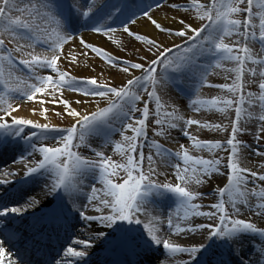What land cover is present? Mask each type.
I'll return each mask as SVG.
<instances>
[{
	"label": "snow or ice",
	"instance_id": "1",
	"mask_svg": "<svg viewBox=\"0 0 264 264\" xmlns=\"http://www.w3.org/2000/svg\"><path fill=\"white\" fill-rule=\"evenodd\" d=\"M253 3L191 0L185 7L170 0H0V145L22 149L13 160L24 165L23 177L17 182L32 183L19 194L22 204L0 207V264H87L94 239L102 240L114 257L108 264H264V227H258L251 218H242L247 212L264 220V186L255 184L257 180L264 182V150L251 149L241 139L252 135L257 144L264 142V0H258L260 11L255 14ZM166 8L195 10L196 18L207 23L193 27L179 19V26L173 29L167 23V12L164 22L152 15L154 10ZM141 18L150 22L156 36L132 31L131 26ZM171 22L177 23L176 18ZM116 23L120 29L113 27ZM81 28L105 35L122 31L146 45L143 52L147 54L137 52L141 62L119 59L80 36L83 49L125 75L117 86L97 77L77 78L62 69L60 62L77 61L73 50L65 48L75 42ZM257 29L262 55H254L247 43L257 40ZM165 33L182 38V43L174 45L175 51L156 38ZM233 35L245 43H225V37ZM37 48L44 52L38 53ZM226 61L235 66L224 68ZM249 62L254 67L246 69ZM213 68L223 69L225 80L231 74V83L219 85L228 98L190 99L189 106L196 113L216 109L229 120L227 125L185 118L175 101L168 102L170 87L190 80L198 88L206 83ZM43 71L49 74L42 75ZM252 86L258 90H250ZM65 91L77 94L76 98L65 97ZM37 94L42 98L31 109L32 114L48 121L50 109L45 104L62 105V111L55 115L66 116L67 126L14 114L25 102L35 101ZM18 98L20 102L14 104ZM93 104L94 110L84 107ZM193 125L227 133L226 138L197 139L189 131ZM173 130H179L195 151H207L210 158L190 155L184 144L173 151L156 139L169 140ZM117 134L120 139L114 140ZM146 145L147 157L143 151ZM109 146L123 162L106 154ZM250 149L262 161L260 172L243 166ZM161 167L173 169L174 182ZM3 175L14 177L18 173ZM213 178L223 186L214 189L215 202L205 211L202 203L195 202L203 199L202 193L191 190L190 185H204ZM11 183L0 180V186ZM249 183L255 186L249 189ZM171 197H175L176 207L169 211L165 228L163 213L151 205L158 198ZM253 197L257 201L254 206L250 203ZM44 200L50 206L45 207ZM29 209L33 211L29 213ZM10 213L13 219L19 217L20 223L5 230L2 218ZM198 217L208 222L193 219ZM52 225H80L87 238L72 244L81 249L69 246L62 255H47L45 239ZM139 225H143L142 230L134 227ZM188 235L201 239L181 244L170 238ZM252 237L258 240L253 242ZM17 240L25 243L27 257L6 250V243Z\"/></svg>",
	"mask_w": 264,
	"mask_h": 264
},
{
	"label": "rangeland",
	"instance_id": "2",
	"mask_svg": "<svg viewBox=\"0 0 264 264\" xmlns=\"http://www.w3.org/2000/svg\"><path fill=\"white\" fill-rule=\"evenodd\" d=\"M170 2L179 3L181 5H184L185 7H187V5L191 3V1L186 2L184 0H170ZM200 2L207 4V3H210V0H200ZM257 3H258V0H254V3H253V13L254 14L258 13L260 11V9L257 7ZM155 11L156 10H154L152 12L153 17L155 16ZM165 11L168 12V17H170V20L172 17L176 18L177 23H174V24H176L177 26H179L178 25L179 19H185L187 22L191 23L193 25V27H199L201 25V23H207V21L201 22V21H199L198 18H196L195 10H189L186 12L183 9L176 10V9L166 8ZM156 14H159V13H156ZM246 15L247 14L245 13L244 16H246ZM236 18L243 19L244 17L242 16V17H236ZM142 19H145V18H142ZM254 20L258 24V22H259L258 17L254 16ZM145 23L150 24V22H148L147 20ZM133 26L134 25L131 26L132 31L140 33L137 30V28H133ZM113 27L120 29L119 23L113 24ZM94 35L101 37L104 45L103 44L99 45V44H94V43H92V44L97 45V46H102V48L105 51H108L110 54L114 55L115 57H117L119 59H129V60H132L133 62H141L138 60L137 52H139L140 54H145V55L147 54V53L143 52V50L147 47L146 45H144L140 41H136L134 39L127 37V35L123 34L122 31L118 30L114 34L109 33V34L105 35L104 33H97ZM82 37L84 40H86V42L89 41L88 37H84L83 35H82ZM158 37H159L158 40L164 41L168 46H171L173 43L177 44V43L183 42L182 38H178V37H174V36L169 37L167 35V33L160 35ZM128 39L131 41L132 44L127 42ZM179 40H181V41L178 42ZM237 40L240 41L241 45H243L245 43V41L243 40L242 37H237L235 35H233L231 37H225V43H228L229 45H233L234 42ZM74 43L79 45L81 47V49H83V46L80 45V43H79V38L76 39ZM247 43H248V46L252 49L254 55H262L260 53L261 45H260L259 40H258V29H257V40L253 41V40L249 39V41ZM174 45H172L171 47H173V49L175 51ZM38 49L44 50L43 48H38ZM83 50L85 51L84 53H86V54H84V55L80 54L78 60L73 64H70V63L66 64L65 60H62L60 62L62 69L69 70L70 74L76 76L77 78L97 77L101 82H105V81L111 82L113 84V86H117L121 83V80L123 79L125 74L119 72L118 68L111 67L110 64L103 61L101 58L95 56V54L92 53L90 50H86V49H83ZM38 53H41V52H38ZM92 60H96L99 63H101L104 67H106L107 69H111L113 72L118 73V77H114V76H112V74H106L104 72V70L102 68H99L96 65V63H93ZM201 62L204 63L207 61H201ZM79 65H81V67H82L81 70L77 69V66H79ZM234 66L235 65L233 63L227 62V61L224 62V64H223L224 68H229V67H234ZM251 67H254V66L249 62L246 65V69L251 68ZM45 72H47V71H43L42 73H45ZM210 73L211 74L208 76L206 83L204 85H200L198 88L194 87V82L190 81V80H185V81L180 82L179 86L170 87L169 93H168L169 96L171 97L170 101L176 102L175 106L177 108H179L180 114L185 116V118H194V119L200 120L201 122L206 121L209 123H221V124L227 125V124H229V120L227 118H225L224 115L222 113H220L219 111H217L216 109L196 113L189 106V100L190 99L199 98V99L208 100V99H212L213 97L228 98L229 94L226 92V90L221 89L219 87V85H222L224 83H231L232 82L231 74H229L230 78L225 80V78H224L225 73H224L223 69L213 68V69H210ZM135 74L139 75V72H136ZM77 75H80L83 77H78ZM25 79H27V78H25ZM245 79L246 80L249 79V74L247 73V71L245 72ZM257 79H258V77H257ZM208 85H211V87H209ZM181 90H183L185 93L184 94L181 93ZM250 90L257 91L258 89L255 86H252ZM70 93L75 94L72 92H70ZM0 94H3L2 87H0ZM57 95H59V94H57ZM64 96L66 97L65 93H64ZM39 97H40L39 94H37L38 99L33 101V103H35V102L39 103V99L42 98V97H40V98ZM67 98L73 99V97H67ZM164 99L167 100L168 98L164 97ZM17 101H20V99H17L13 102H17ZM49 105H52L53 107H62V105H59V104H49ZM101 106H104V104H102ZM168 110L170 111L171 109H168ZM57 111H62V108L55 110L51 114V116H54V119L57 122L56 126H58V127L67 126L69 123V119L66 116H64V117L56 116L55 112H57ZM256 111H257V113L259 112L258 107L256 108ZM45 122H50L52 124V119L49 115H48V121H45ZM250 130H254V126H250ZM189 131L191 132V134L194 137H196L197 139H200V140H213V141L221 140V141H223L227 135V133H223V132L217 133L214 131H209L207 129H201V128H198L196 125L191 126L189 128ZM229 131H230V129H229ZM113 139L119 140L120 137L117 134L116 136L113 137ZM152 139H153V136H152V132H151V128H150L148 140L151 141ZM156 139L160 143H162L165 147L171 148L173 151L178 149L179 144H184L187 148H189V154H191L192 156H194V157L195 156H202L204 159L210 158L209 153L207 151L198 152V151H195L194 149H192L191 148V142L187 138L183 137L179 130H173L171 133V138L169 140H163L161 138H156ZM241 139H243L245 142L249 143L251 145V149L264 150V142H262L261 144H257L252 135H244L241 137ZM251 149L249 150L251 154L248 155L247 160L243 161V166H245V167H247L253 171L260 172L261 170L259 168V165L262 161L260 160V158L255 156L254 152H252ZM143 151H144L145 157H147L149 155V148L147 147V145L144 147ZM106 154L109 156H112L113 160H115L118 163L123 162V159L118 154H115L113 152V146H109L106 149ZM219 154L224 155V153H222V152ZM173 162H175V161H173ZM144 166H145V168L147 167V160H145ZM221 171H223V169ZM167 172L169 173L167 179L169 181L174 182V171H173V169L168 168ZM189 174L191 175V171ZM163 178H165V177H163ZM224 179L226 180V178H224ZM249 179L251 180L252 178L249 177ZM255 184H259L261 186H264V182H260L258 180L255 181ZM222 186H223V184L220 183L218 181V179L213 178L210 180V182H206L204 185L197 186V185L192 184V185H190V188L193 191H199L202 193L203 199L197 200L195 202L196 203H202L205 206L202 210L207 211L208 205L215 202L216 193H215L214 189H216L218 187H222ZM254 186L255 185L253 183H249L247 187L249 189H251ZM256 202L257 201L254 197L251 198L250 203L253 206ZM241 207L243 210V206H241ZM244 217L251 218L252 221L257 224L258 227H264V220L256 218L251 213L245 212V215L243 216V218ZM201 218L202 217H199L198 222L202 221ZM156 254L159 255V253H156Z\"/></svg>",
	"mask_w": 264,
	"mask_h": 264
},
{
	"label": "bare ground",
	"instance_id": "3",
	"mask_svg": "<svg viewBox=\"0 0 264 264\" xmlns=\"http://www.w3.org/2000/svg\"><path fill=\"white\" fill-rule=\"evenodd\" d=\"M184 1H186V2H190L191 0H184ZM165 12H167V11H165V10H164V11L156 10V11H155V16H154V18L157 19L158 21L164 22V21H163V17L165 16ZM156 13H159V14H156ZM167 15H168V12H167ZM169 18H170V17H169ZM145 22H146V19H142V18H141V19L138 21V23H137L136 25L133 26V28H137V30H138L140 33L147 34L149 37L156 36V32L153 31V26H151L149 23H145ZM167 23H168L169 26L172 27L173 29H175V28L178 27L176 24L172 23L170 19H169V21H167ZM84 37H88V38H89V41H88L89 43H94V44H99V45H100V44H103V45H104V43L102 42L101 37H99V36H96V35H94V34H85ZM156 38L159 39L158 36H157ZM85 41H86V40H85ZM180 41H181V40H179L178 42H180ZM127 42H129L130 44H132L131 41H130L129 39L127 40ZM176 43H177V42H176ZM174 44H175V43H173L172 45H174ZM172 45H171V46H172ZM68 48H71V49L73 50L72 54H74V55L77 56V60H78L80 54H81L82 52H83V53L85 52L83 49H81V47H80L79 45L75 44L74 42H73V43H70L69 45H67L66 48H65V51H67ZM36 51H37V52H41V53H43L44 50H40V49L37 48ZM92 61H93V63H96V65H97L99 68H102L106 74H112V76H114V77H118V73L113 72L111 69H107L106 67H104L101 63H99V62L96 61V60H92ZM65 63L68 64L69 61H68V60H65ZM77 69L81 70V69H82L81 65L77 66ZM17 75H23V74L20 73V72H17ZM45 75H46V74H45ZM77 76H78V77H83V76H80V75H77ZM84 77H85V76H84ZM117 79H118V78H117ZM12 85H13L14 87H16V86H17V83H16V82H13ZM20 86L22 87V85H20ZM64 93H65L66 97H73V99L76 98V94H71L70 91H65ZM39 96H40V94H39ZM40 97H41V96H40ZM40 97H39V98H40ZM37 99H38V98H37ZM49 99H50V97H49ZM19 102H20V101L13 102V103L16 104V103H19ZM169 102L171 103L170 100H169ZM37 106H38V103H37V102H35V103H33V102H32V103H31V102H25L24 107L21 108L17 113H14V114H16V115H24V116H26L27 118L36 119V120H39V121L42 122V123H45V120H43V118H42L38 113H37L36 115H33V114H32L31 109L34 108V107H37ZM45 107H47V108L50 109L48 115H49V116L51 117V119H52V124H53V125H57V122L55 121L54 116H51V114H52L55 110H58V109H60V108H62V107H53L52 105H49V104H45ZM84 107H85V108H90V109L94 110L95 105H94V104H93V105H86V106H84ZM57 108H58V109H57ZM81 110L83 111L84 108H82ZM11 149H12V151L14 152V155L12 156V158H14V159L18 158V156H19V154H20V151H21L22 149H17V148H15V146L12 147ZM154 159H156L157 162H159V158H158V157H157V158H154ZM9 162H11L10 159L4 157V154L2 155V150H0V175H1V176H4L3 173H4V172H8V171L17 172L18 175H17V176H14L15 179L13 180V184L16 186L17 189H20V188L23 187V186H21V185H17V178L19 177V175H22V174H23V172H24V165H23V164H16V163H13V160H12L11 163H9ZM160 170H161V171H167V169H165V168H163V167H161ZM159 179H160L161 181H163L165 178H163V176H162V177H160ZM24 186H25V185H24ZM97 186L99 187V185H97ZM11 187H13V186H11ZM22 191H23V190H22ZM22 191H19L17 197H20L19 194H20ZM37 191H39V189H37ZM49 199H50V198H49ZM22 203H23V201H22ZM47 203H48V201H47V200H44V206H45ZM151 207H152V208H155L157 212H159V213H163V218H164V220H165V225H164V226H165V228H166V227H167V224H166V218H167V215H168L169 211H174V210H175V207H176V201L172 200L171 198H165V199H159V198H158L157 201H156V203H154L153 205H151ZM29 211H33V210H32V209H29ZM182 214H183V213L181 212V215H182ZM142 219H143V217H142ZM193 219L197 220V222H198L199 217H198V218H193ZM174 222H175V221H174ZM200 222H201V221H200ZM182 226H183V225H182ZM93 227H94V228H100V227H95V226H93ZM138 228H139V230H142V229H143V225H139ZM63 234L67 235V236H64V237H63L64 242H66V239L68 238V236H71V237L73 238V240L81 239V237H82V228H81L80 226H77L76 228H71V227H70V228L68 229V231H67V232H63ZM47 236H50V235L48 234ZM170 238H172V239H174V240H178V242H180L181 244H187L188 242H190L189 244H191V243L199 242L200 239H201V237H200L199 235H188V236H181V237L172 236V237H170ZM183 238H187V241L185 242V241L183 240ZM59 239H60V237H57V238H56V240H59ZM53 242H55V241H52L51 239H49V240H45V244H46V248H45V250H47V251H45V252H46V253H47L48 251L53 252V250H54L55 254H52V255H57V253L60 254V250L58 249V247H56V246L53 247ZM62 245H63V244L60 245V248L62 247ZM24 253H26V252H24ZM92 260H93V261H96V258L94 257ZM5 264H6V261H5Z\"/></svg>",
	"mask_w": 264,
	"mask_h": 264
}]
</instances>
